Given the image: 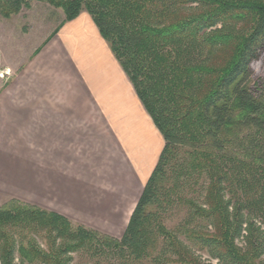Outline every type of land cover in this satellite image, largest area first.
I'll list each match as a JSON object with an SVG mask.
<instances>
[{
  "label": "trees",
  "instance_id": "trees-1",
  "mask_svg": "<svg viewBox=\"0 0 264 264\" xmlns=\"http://www.w3.org/2000/svg\"><path fill=\"white\" fill-rule=\"evenodd\" d=\"M32 1L66 21L91 15L165 147L121 239L11 200L0 207V264H71L79 252L204 264L181 234L220 264H264V83L253 82L264 0H0V14ZM180 205L190 215L170 230L161 212Z\"/></svg>",
  "mask_w": 264,
  "mask_h": 264
},
{
  "label": "crops",
  "instance_id": "crops-1",
  "mask_svg": "<svg viewBox=\"0 0 264 264\" xmlns=\"http://www.w3.org/2000/svg\"><path fill=\"white\" fill-rule=\"evenodd\" d=\"M39 4L0 15V69L12 72L0 88V207L50 209L56 192L86 205L106 178L148 181L165 140L109 44L88 13L66 21Z\"/></svg>",
  "mask_w": 264,
  "mask_h": 264
},
{
  "label": "rangeland",
  "instance_id": "rangeland-1",
  "mask_svg": "<svg viewBox=\"0 0 264 264\" xmlns=\"http://www.w3.org/2000/svg\"><path fill=\"white\" fill-rule=\"evenodd\" d=\"M34 2L42 3L39 5H44V7H47V5L51 6L46 2L32 1L30 6L28 8L27 7L23 8L19 14H23L25 12L27 13ZM36 9L37 10H35L34 14L35 17L38 18V20L42 21V17L43 18L46 16L49 17L50 13L47 12L45 9L39 6ZM50 9L51 8H49V10ZM55 9H59L64 13V11L60 8H55ZM17 15H13L12 17L5 19H11ZM11 76H12L11 70L0 69V88L1 86L3 87L6 84V82L9 80ZM253 82L257 84L264 83V55L262 56L261 60H259V62L255 63L254 65ZM161 152L162 150H160L159 155L162 154ZM155 168L156 166L153 168V171ZM140 173L139 174L134 173L133 176L134 179H130L129 175H127L123 180L119 179L118 182L117 181L115 182L113 178L111 180L106 178L105 180L102 181L103 187L100 188L99 190L96 189V192H94L92 188L85 189L84 196L85 198L86 196H90L92 203H87L86 205L80 203L77 204L67 203L63 201L65 198H62V196L60 194H57L56 192L53 198L54 204L49 205L50 209H44L41 207L39 208L49 212L57 213L65 217L69 221H71L73 224L82 225L89 229L98 231L102 234L111 236L113 238L121 239L127 230L131 216L134 210L136 209L138 202L143 194L145 185L148 182L147 180H145L146 178L144 176L145 173L144 172H140ZM142 175L145 178H141ZM111 183L112 185L110 186ZM114 183L116 184L114 185ZM26 204L31 205L29 203ZM189 215H190V208L189 206H184V205L175 206L167 211L165 210L161 212V218L163 220L162 222L165 224V226L168 229L174 231H177L179 225L185 219H187ZM259 225L260 223L258 224V226ZM262 231L264 232V226H262ZM180 238L183 241H185L186 244L190 246L194 252H197V255L201 257L204 264H220L219 260L213 258L209 253L197 251V248L193 246L189 241H187L182 234L180 235ZM38 239L40 244H42L43 240H41L40 238ZM237 242L239 246L245 245L243 238H240ZM154 260L152 258H148L136 264H157ZM15 263L20 264L18 258L15 260ZM71 264H121V260L119 258H110V257H105L103 255L93 256L87 252H79L73 255V261Z\"/></svg>",
  "mask_w": 264,
  "mask_h": 264
}]
</instances>
